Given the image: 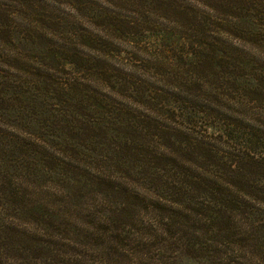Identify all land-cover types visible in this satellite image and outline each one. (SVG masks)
<instances>
[{
  "label": "rangeland",
  "instance_id": "obj_1",
  "mask_svg": "<svg viewBox=\"0 0 264 264\" xmlns=\"http://www.w3.org/2000/svg\"><path fill=\"white\" fill-rule=\"evenodd\" d=\"M173 2L0 0V264H205L155 207L212 169L168 159H264V62Z\"/></svg>",
  "mask_w": 264,
  "mask_h": 264
},
{
  "label": "trees",
  "instance_id": "obj_2",
  "mask_svg": "<svg viewBox=\"0 0 264 264\" xmlns=\"http://www.w3.org/2000/svg\"><path fill=\"white\" fill-rule=\"evenodd\" d=\"M173 1L176 9L202 17L198 26L253 49L264 62V0ZM237 64V71L242 72L245 65ZM259 80L262 89L258 88V94L264 96V77L260 75ZM199 149L203 153L198 157L182 162L168 159L175 167L182 163L210 168L212 176H196L197 171L191 168L187 173L172 174L177 191L172 188V199L158 198L162 202L155 207V219L160 220L162 233L177 234L179 240L185 238L187 257L199 258L205 264H245L247 256L264 264V159L255 154L220 159L213 149ZM156 163L160 166L161 160ZM195 186L209 195L207 203L189 200L194 193L190 188Z\"/></svg>",
  "mask_w": 264,
  "mask_h": 264
}]
</instances>
